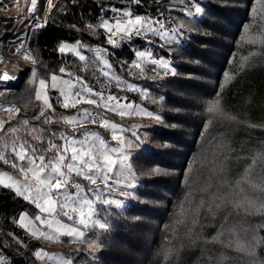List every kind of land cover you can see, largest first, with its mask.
I'll return each instance as SVG.
<instances>
[{"label": "trees", "instance_id": "1", "mask_svg": "<svg viewBox=\"0 0 264 264\" xmlns=\"http://www.w3.org/2000/svg\"><path fill=\"white\" fill-rule=\"evenodd\" d=\"M171 1L59 0L48 25L33 34L36 54L50 68L48 75L66 67L71 77L79 76L90 86L100 88L107 77L98 60L89 55L87 61H80L73 54L60 53V43L66 40L103 46L107 34L99 24L102 19L118 14L106 9L129 8L135 14L155 18L169 12ZM232 1L219 0L223 4L209 1L212 10L205 7L204 16L209 12L211 18L202 21L193 48L184 49L180 55L181 59H203L207 63L209 59L213 63L222 60V73L232 72V80L223 87L222 73L217 77L219 85L214 100H219L224 113L209 115L207 106L211 98L204 102L192 100L193 95L178 85L179 80H173L178 84L166 91L168 108L160 107L161 127L154 131L150 147L135 152L132 159L133 168L142 180L139 197L145 202L131 201L125 209L98 207V214L108 227L88 232L91 237L99 229L102 235L94 264H249L251 257L237 251V244L250 241L252 225L264 223V217L246 216L231 201L253 191L264 202V47L259 50L242 41L254 0H240L246 6L240 19ZM3 4L4 0H0V6ZM89 24L93 25L91 29ZM86 29L96 34H89ZM120 51L117 47L108 52L114 63L121 58ZM219 52L222 57L216 59ZM239 56L243 57L242 62L248 58L247 63L235 65ZM125 57L132 58L133 50L127 47ZM141 98L136 95L137 100ZM157 167L161 172H155ZM249 172L259 179L256 187L245 181ZM220 198L228 203L217 208ZM30 209L37 210L15 191L0 185V252L7 259L6 264H38L30 250L39 243L16 222L21 212ZM224 219L231 230L225 228L218 240L213 241L212 237L222 231L219 226ZM255 235L264 237V231ZM163 253H167L166 259ZM256 253L264 259V249ZM82 255L74 252V264L80 263Z\"/></svg>", "mask_w": 264, "mask_h": 264}, {"label": "rangeland", "instance_id": "2", "mask_svg": "<svg viewBox=\"0 0 264 264\" xmlns=\"http://www.w3.org/2000/svg\"><path fill=\"white\" fill-rule=\"evenodd\" d=\"M59 0H52V6L46 3V0H43L42 6L39 10V20L40 27H35L29 31H25L26 38H20L19 42L13 45H6L4 48V53L0 56L2 57L4 54L19 56L20 52L18 50H22L24 52L21 56L30 62L33 65L31 71H29L28 75H24L23 79H25L24 83L21 87H13V90H0V117L2 119L3 128H0V154H3L8 160L9 163L5 164L3 161H0V172H7L9 175L14 177L17 180H23V176L14 169L11 165L12 163H16L18 166L24 165L27 166V161L21 162L18 159H15L12 154L13 145H17V150H19L18 145L22 143L24 140H28L31 144L36 146L40 151L36 153L37 156L40 154L45 155L46 157H51L57 155L54 149H49V141L57 146L63 145L65 142L61 140V135H66L67 137H76L77 139H83L81 135L84 132H96L99 134L100 138L104 139L109 143V146H115V142L111 140L112 130L110 128H105L102 123V119H107L110 123L114 122L118 125H122L124 127L123 138L125 143L131 140L133 147L129 156V163L131 164L132 169V159L135 152L140 151L144 148L150 147V139L154 135V131L161 127L163 121V112L160 107L165 105L167 100L168 87L175 83L173 80L178 79L179 84L182 87H185L184 90L193 95L192 100H197L198 102H204L203 100L211 98V101L214 100L215 97V89L219 85L217 80L218 74L221 75L222 67L221 61L213 63L212 59H209V63L206 60H190L188 57H184L181 59L180 55L183 53L184 49L193 48V44L195 43V37L199 34V27L202 21L211 18V14H208L204 11L205 7L210 8L209 1L214 4H223L219 2V0H172L171 4L168 6V13L163 17H151L154 19H160L165 21V27L171 29L172 27L183 26V30L181 33V37L178 40V43L168 45H164V50L161 51L158 48L151 47L150 45H146L144 43L145 38L143 37H135L132 36L131 39H122L123 34L120 32H116L113 34V39L117 41L115 46L109 45L106 42L103 46L98 45H83L80 41L72 42V41H62L58 47L62 45H77V50L85 56V60L87 61L89 55L98 60V66L104 69L105 72H108L107 82L101 83L100 88L92 87L88 83L84 82V80L80 77V80L77 81L76 77H71V71L64 67V72H51L48 75V70L50 68L43 62H41L36 54V49L34 47L33 42V34L42 30L43 27H46L48 23L51 21V13L53 12V8ZM16 2L18 0H4L3 6H0V11H12L14 7H16ZM234 8L237 10V17L240 19L244 16L246 6L240 2V0H233L230 2ZM198 5L201 7L202 11L200 13L195 12V6ZM184 6H187L192 15H187L184 12ZM9 7L8 9H6ZM253 9L256 11L253 12ZM123 11L118 13L117 15H113L114 17H120L125 15L128 11L132 13L134 17L135 13H133L129 8L122 9ZM250 10V18L245 23L243 39L242 41L247 43V45L251 47H264V8L260 6L259 0H254L252 7ZM144 16V15H141ZM113 17V18H114ZM149 17V16H146ZM113 18H105L112 20ZM167 18V20H165ZM1 28V27H0ZM103 29V28H102ZM89 34L94 35L86 29ZM104 30V29H103ZM105 31V30H104ZM106 32V31H105ZM107 34V33H106ZM97 37V36H96ZM147 39L151 40L153 44L162 43L157 37H153L149 34ZM22 41V43H21ZM211 41V40H210ZM79 42V43H78ZM212 42V41H211ZM128 47L129 49L134 50H142L144 48H149L153 51L154 55L157 57H164L169 61L170 68H174L176 74L165 76L161 72L159 68L155 72L152 71V65H142L141 67L144 70V77L141 78L139 75L140 69H137L132 65V61L136 59L133 55L132 58H126V48L123 50V47ZM120 47L121 48V58L116 59L117 63H114L108 56V52L110 49H114ZM201 47H205L201 45ZM105 50L104 59H107L109 63L112 65V69L109 71L107 66L103 65L100 57L95 55L96 51ZM60 52V51H59ZM61 53V52H60ZM220 54L215 55L216 59L222 57V52ZM64 54H73L75 52H69L65 49ZM77 57V56H76ZM78 58V57H77ZM263 58V57H262ZM243 57L239 56V58L235 61V65L240 66L247 63L248 58H246L243 62ZM206 61V62H205ZM202 62H205L204 64ZM179 68V69H178ZM186 72L188 74H184ZM34 73V74H33ZM190 73V74H189ZM192 73V74H191ZM47 78H43V76H47ZM52 75H56L58 78V82L62 80H67L69 82H73L77 85V87L84 86L85 88H91L92 92L84 95L82 93L81 102L77 101L76 105L70 108H63L60 103H57V100H62L63 97L59 95L61 89L58 86L57 89L53 90L51 88V77ZM233 74L231 71H226L222 73V87L228 84L232 78ZM152 77H155L153 80ZM43 79L46 81L47 88L44 90L42 94H46L49 97L50 103L52 104V108H44V115L40 116L39 119H35L36 116H39L41 108H43V101L36 99L37 92H40V84L39 81ZM140 80L142 85H146V87L142 86L138 82H134ZM127 84H136L137 88L147 90L148 95L145 96L144 91H134L128 87ZM106 85V86H104ZM97 93H100L105 99H101L97 96ZM140 94L142 100H137L136 95ZM159 94L158 97L154 96ZM109 95L118 96V97H127V101L121 99L120 104L130 103L133 108L136 109L137 112L140 109H147V111L153 112V117H148L147 115L140 114H132L124 116L119 115L118 109L112 110L111 107H105L106 98ZM153 97H151V96ZM186 96L187 94H183ZM163 97V100L160 98ZM88 99L97 100V104H89L87 103ZM155 100V102H153ZM110 105L114 104L115 101H109ZM18 104V111L10 112L9 109H13V105ZM67 106V105H66ZM220 113H224L218 104ZM83 109H88V118L85 119V114L83 113ZM97 112L96 123H92L91 117L92 112ZM160 116L161 121H157L154 117ZM75 116L79 123H75V126L69 124L62 117ZM27 120L28 124L25 125L24 121ZM47 120V122H46ZM9 127L16 128L17 131L15 133H11L8 131ZM32 129H36L35 132ZM136 132L139 136L140 141L142 142L140 145L136 144V140L132 138L131 133ZM120 134V133H117ZM35 137H40L39 140L35 139ZM91 141H94L96 145H99V140L95 137L89 138ZM70 148L71 146L68 145ZM79 147V145L77 146ZM29 155H32L31 150H29ZM119 163V161H118ZM9 168V169H3ZM135 171V170H134ZM249 172V175L245 177V181L250 184V187L253 185H257L259 179H254L255 173ZM136 174V182L135 187L127 190L126 196H120L119 191H115L113 198L121 199L123 207H116L115 205H107L114 206L118 209H125L129 206L130 202H139L144 203L145 201L139 197V190L142 187L141 177ZM76 180H79L81 183L87 185V182L83 180L81 177H74ZM254 179V180H253ZM0 185L6 188H9L15 191L17 194H22L17 184L11 183L5 178L3 175H0ZM229 192V191H228ZM255 192L249 193L245 192L247 197L258 199L257 203H259V198L254 195ZM240 194L236 200H238L242 195ZM30 202V201H28ZM31 203V202H30ZM102 204H97L96 206V214L92 217V220L89 221V224H92L93 220L105 223L98 214V207ZM27 213V216H25ZM41 215L39 210L36 211L24 210L21 212L17 218V225L23 228L26 231V234L33 238L35 242L39 243V246L30 252L34 255L38 264H59V260L61 259H72L74 261V252L83 253V258L79 264H94L97 260L98 254L101 249V241L102 235L98 231L99 229L93 233V236L89 237L88 232L91 229L99 228L98 223L94 227L84 228L83 226H79L80 230L84 232L83 240L84 243H81V238L79 236L68 237L64 230L62 229L60 232H56L55 229L48 228L46 226H42L39 222L35 221V216ZM46 215V214H45ZM43 218V217H42ZM64 220V223H69L66 218L61 217ZM21 223L25 226H22ZM78 226V225H73ZM26 227H29L26 228ZM39 230V231H37ZM31 231H37V236L33 237L31 235ZM40 231L45 232L47 235L43 236ZM259 239L260 237L257 236ZM21 241V240H20ZM89 242H94V247H89ZM23 244H25L23 242ZM27 245V244H26ZM26 248L30 249L28 246ZM264 249V244H261L257 247L256 250ZM36 251H42L49 253V255L55 254V259L49 260L48 257H44V259H40L36 257ZM0 255L1 252H0ZM3 256V255H2ZM4 257V256H3ZM7 263V259L4 257L3 264Z\"/></svg>", "mask_w": 264, "mask_h": 264}, {"label": "snow or ice", "instance_id": "3", "mask_svg": "<svg viewBox=\"0 0 264 264\" xmlns=\"http://www.w3.org/2000/svg\"><path fill=\"white\" fill-rule=\"evenodd\" d=\"M136 2L139 3L140 0H136ZM46 3L49 7L52 6V0H46ZM259 3L260 6L264 8V0H259ZM194 6L196 13L202 11L201 7L198 5ZM33 9L36 10L34 26L40 27L37 0H31L30 10ZM106 10L113 13H120L123 11L115 7ZM255 11L256 10L253 9V12ZM184 12L187 15H192L191 10L187 6H184ZM165 20H167V18H165ZM88 27L91 29L93 25L89 24ZM99 27L106 31V40L109 45L115 46L117 44V41L113 39V34L120 32L123 34L122 39L128 40L131 39L132 36L143 37L145 38L144 43L146 45L158 48L161 51L164 50L165 44L172 45L178 43L183 30L182 25L172 27L171 29L166 28L165 21L160 19L141 16L139 14L133 17L130 11L123 16L114 17L112 20L102 19ZM245 30L247 31V29ZM149 34L153 37H157L162 43L153 44L151 40L147 39ZM22 35L23 34H21V36ZM65 49L69 52H75V55L80 61L85 60V56L77 50V45L70 46L65 44L60 47L59 51L64 53ZM104 52H106V49L103 51L98 49L95 55L101 58L103 65L107 66L110 71L112 65L107 59L103 58ZM133 55L136 59L131 63L134 67L140 69L139 75L141 78L144 77V70L141 66L147 64L152 65L153 72L159 68L165 76L169 75V73L172 75L176 74L175 69L170 68L168 60L164 57H157L149 48L134 50ZM60 71L64 72V69L61 68ZM101 72L103 75L108 76V72H105L103 68H101ZM11 79L15 78L10 77L7 73L0 74V81L7 82ZM152 79L154 80L155 77H152ZM76 80L79 81L80 77H76ZM51 81V88L53 90L57 89L58 86L60 87L61 91L59 95L62 96L63 99H58L57 103H60L65 109L70 107L74 108L77 101L81 102L83 98L82 93L87 95L92 92L91 88H85L84 86L78 88L75 83L67 80L58 82L56 75H52ZM39 84L41 91L37 92L36 99L43 101V108H41L39 116H36L35 119H39L40 116L44 115V108L51 109L53 107L49 97L46 94H42L47 88L46 81L41 79ZM126 87L137 92L144 91L145 96L148 95L147 90L137 88L136 84H127ZM97 96L101 99H105L100 93H97ZM121 99L127 101V97L109 95L106 98L104 106L111 107L112 110L118 109L119 115L121 116L125 114H144L148 117H153V112L147 111V109L142 108L137 112L130 103L126 102L121 105ZM160 99L163 100V97ZM109 101H115V103L110 105L108 103ZM153 102H155V100ZM87 103L95 105L97 104V100L88 99ZM218 104V99L208 102L207 112L209 115L214 113L222 115L217 107ZM9 111H18V109L13 108L9 109ZM83 113L85 114L84 118L87 119L88 109H83ZM154 118L157 121H161V117L158 115ZM62 119L73 126H75V123H79L75 116L62 117ZM101 119L103 126L106 129L110 128L112 130L111 140L115 142V146H109V143L100 138L99 134L96 132L82 133L83 139H77L76 137L69 138L62 134L61 140L65 142L63 145L57 146L49 141V149H54L57 155L46 157L43 154L37 156L36 153L40 150L28 140H24L22 143H19V150H17V145L15 144L11 150L15 159L21 162L27 161V166H18L16 163H12L11 165L23 176V180L14 179V177L7 172H0V175H3L8 181L18 185L22 193L18 194L20 197L26 201H30L35 208L39 210L41 215L35 216L36 222H39L42 226L55 229L56 232H60L63 229L68 237L79 236L81 238V243L85 242L83 240L85 234L80 230L79 226L90 228L96 226L98 223L100 229H106L108 227L106 223L96 220H93L91 225L89 224V221L92 220V217L96 214L97 204L123 207L121 199L113 198L114 192L119 191L120 196H126L127 190L135 187L137 179L135 171L129 163V156L133 144L131 140L125 143L122 135L124 133V127L114 122L110 123L107 119ZM91 120L92 123H96L95 117H91ZM24 124L27 125L28 121L25 120ZM0 128H3V123H0ZM8 131L15 133L17 129L9 127ZM32 131L35 132L36 129H32ZM131 136L136 140L137 145L142 143L136 132H132ZM90 137L98 139L99 145L97 146L94 141H91L89 139ZM35 139L39 140L40 137H35ZM68 145L71 147L69 148ZM78 145L79 147H77ZM29 150H31L32 155L28 154ZM0 161H3L5 164L9 163V160L3 154H0ZM155 172L159 173L161 169L157 167ZM74 177L83 178V180L87 182V185L79 182ZM253 187H256V185H253ZM240 192L243 193L244 189L241 188ZM257 200L258 199L247 197L245 194L238 200L232 199L231 203L235 208L243 210L246 216L259 215L264 217V202L260 201L257 203ZM219 201L220 203L216 205L217 208H219L221 204L224 205L228 203V201L223 198H220ZM201 204H203V201H201ZM213 215H215L214 212ZM25 216H27V213H25ZM61 217L66 218L69 223H64ZM74 224L78 226L74 227ZM21 225L24 226L22 223ZM219 227L222 231L219 232L217 236L212 237L213 241L218 240L225 228L230 229L228 220L224 219V223ZM26 228L29 229V227ZM37 231H31V235L36 237ZM241 231L248 232L247 229H241ZM257 231H264V223L252 225L251 232L249 233L251 237L250 241H246L243 245L237 244L236 248L237 251L245 252L251 257L249 264H264V259L258 257L256 253L257 247L264 244V237L258 239L255 235ZM40 233H42L43 236L47 235L43 231H40ZM94 246L98 245H95L94 242H89V247ZM123 251L128 252L129 250L124 249ZM35 255L40 259H44V257H48L49 260L56 258L55 254L49 255L47 252H43L42 255V251H36ZM163 255L166 259L167 253H163ZM3 261L4 257L0 255V264H3ZM59 264H74V261L72 259H61L59 260Z\"/></svg>", "mask_w": 264, "mask_h": 264}, {"label": "built area", "instance_id": "4", "mask_svg": "<svg viewBox=\"0 0 264 264\" xmlns=\"http://www.w3.org/2000/svg\"><path fill=\"white\" fill-rule=\"evenodd\" d=\"M16 3V7H14L12 11H0V31L2 29L9 31L5 42L8 45H13L19 42L20 38H26L25 41H27V35H25L24 32L33 28L34 20L36 18V10H30V0H18ZM42 3L43 2L37 0V9L40 10ZM27 7H29L27 10L29 13L24 18L23 13L26 11ZM8 8L9 7L6 9ZM26 20H28V22ZM21 34L23 35L21 36ZM18 51L20 54H18L19 56L17 57L15 55H8L7 53L2 57L0 56V74L7 73L10 77L15 78L7 82L0 81V90H13V87H21L25 81V79H23L24 75H28L31 68H33V65L28 62L25 57L23 58V56H21L24 52H22V50ZM4 52L5 51L3 50L0 55ZM13 108L17 109L18 104H14ZM92 116H97L95 111L92 112ZM1 122L2 119L0 117V123Z\"/></svg>", "mask_w": 264, "mask_h": 264}, {"label": "bare ground", "instance_id": "5", "mask_svg": "<svg viewBox=\"0 0 264 264\" xmlns=\"http://www.w3.org/2000/svg\"><path fill=\"white\" fill-rule=\"evenodd\" d=\"M31 1V0H30ZM39 1H43V0H39ZM30 7V6H29ZM29 7H27L26 8V11L23 13V15H24V18L26 17V15L29 13L27 10H28V8ZM33 11V10H32ZM36 16V15H35ZM34 16V17H35ZM27 22H28V20H26ZM35 21V20H34ZM27 22H26V24H27ZM9 33V31L8 30H5V29H2L1 31H0V53L4 50V48L6 47V45H8V44H6L5 42H6V39H7V34ZM19 33H21V32H19ZM14 71V70H13Z\"/></svg>", "mask_w": 264, "mask_h": 264}, {"label": "crops", "instance_id": "6", "mask_svg": "<svg viewBox=\"0 0 264 264\" xmlns=\"http://www.w3.org/2000/svg\"><path fill=\"white\" fill-rule=\"evenodd\" d=\"M107 206V205H106Z\"/></svg>", "mask_w": 264, "mask_h": 264}]
</instances>
